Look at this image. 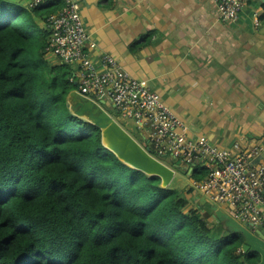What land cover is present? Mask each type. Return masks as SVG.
Masks as SVG:
<instances>
[{
	"label": "trees",
	"instance_id": "1",
	"mask_svg": "<svg viewBox=\"0 0 264 264\" xmlns=\"http://www.w3.org/2000/svg\"><path fill=\"white\" fill-rule=\"evenodd\" d=\"M28 2L0 0V264H258L209 209L188 207L191 187L162 188L70 113L77 68L46 51L63 3Z\"/></svg>",
	"mask_w": 264,
	"mask_h": 264
},
{
	"label": "crops",
	"instance_id": "2",
	"mask_svg": "<svg viewBox=\"0 0 264 264\" xmlns=\"http://www.w3.org/2000/svg\"><path fill=\"white\" fill-rule=\"evenodd\" d=\"M73 1L94 62L109 55L146 82L190 138L225 150L259 145L264 157V3L244 0L236 20L222 21L210 0ZM201 198L193 194L196 207L210 210Z\"/></svg>",
	"mask_w": 264,
	"mask_h": 264
},
{
	"label": "built area",
	"instance_id": "3",
	"mask_svg": "<svg viewBox=\"0 0 264 264\" xmlns=\"http://www.w3.org/2000/svg\"><path fill=\"white\" fill-rule=\"evenodd\" d=\"M49 1L53 0H29V7L39 8ZM61 1L62 8L46 19L50 33L46 51L56 62L77 68L71 79L76 85L74 91L99 105L108 103L122 128L132 123L143 149L173 172L180 168L186 175L191 195L204 196L209 204L227 207V213L239 224L264 234L262 147L244 148L236 142L233 150H225L203 136L190 138L185 123L146 82L130 77L109 55L94 62L86 53L88 35L78 4ZM210 1L222 21L236 20L244 5V0ZM196 167L203 169L204 175L192 180Z\"/></svg>",
	"mask_w": 264,
	"mask_h": 264
},
{
	"label": "water",
	"instance_id": "4",
	"mask_svg": "<svg viewBox=\"0 0 264 264\" xmlns=\"http://www.w3.org/2000/svg\"><path fill=\"white\" fill-rule=\"evenodd\" d=\"M264 3V0H260ZM101 105L104 102H100ZM101 105L72 91L66 98V106L70 113L85 122L92 124L101 132V144L110 151L120 162L128 167L140 171L147 176L160 179V186L167 188L174 181V172L165 164L153 158L142 146L133 139ZM205 199L201 198L198 206H202ZM210 211L215 222L229 233L239 234L243 243L242 252H254L260 257L258 264H264V234L257 230L252 232L248 227L239 224L221 208L213 205Z\"/></svg>",
	"mask_w": 264,
	"mask_h": 264
},
{
	"label": "rangeland",
	"instance_id": "5",
	"mask_svg": "<svg viewBox=\"0 0 264 264\" xmlns=\"http://www.w3.org/2000/svg\"><path fill=\"white\" fill-rule=\"evenodd\" d=\"M52 58H50V57H47V61L49 62V61H51V62H49V63H53L52 65H54V64H56L57 62H53L52 60H51ZM55 61V60H54ZM105 109L107 110V108L105 107ZM123 129L133 138V139H135L136 141H138V142H140L139 141V137H138V135H137V132H136V129H135V127H134V125L132 124V123H130L129 125H126V126H124L123 127ZM175 166H179V165H175ZM174 172H175V179H174V181L172 182V184H174V186L171 184V186H173V187H176L177 189H179V190H183V192H186V190H185V187H187L188 186V184H189V181H188V178L186 177V175H184L183 174V172L180 170V169H178V168H176V169H174ZM186 197H187V199L189 200V205H188V207L189 208H195V209H199V210H201L200 212H203L204 211V209H206L207 207L206 206H202V208H198V207H196V200H194L193 199V195H186ZM211 215H212V213H211ZM209 222H211V221H209Z\"/></svg>",
	"mask_w": 264,
	"mask_h": 264
}]
</instances>
